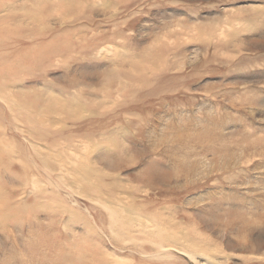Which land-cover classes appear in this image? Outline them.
I'll return each mask as SVG.
<instances>
[{"label":"rangeland","instance_id":"rangeland-1","mask_svg":"<svg viewBox=\"0 0 264 264\" xmlns=\"http://www.w3.org/2000/svg\"><path fill=\"white\" fill-rule=\"evenodd\" d=\"M0 264H264V0H0Z\"/></svg>","mask_w":264,"mask_h":264},{"label":"bare ground","instance_id":"bare-ground-1","mask_svg":"<svg viewBox=\"0 0 264 264\" xmlns=\"http://www.w3.org/2000/svg\"><path fill=\"white\" fill-rule=\"evenodd\" d=\"M148 224V223H147ZM151 226V225H150ZM167 249H169V248H167ZM165 251H167V250H165ZM162 252V251H161ZM188 257V256H187ZM187 259V258H186ZM193 259V258H192Z\"/></svg>","mask_w":264,"mask_h":264}]
</instances>
